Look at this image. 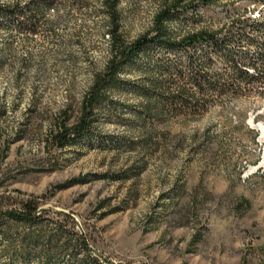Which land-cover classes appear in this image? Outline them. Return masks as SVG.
Returning <instances> with one entry per match:
<instances>
[{
    "label": "rangeland",
    "instance_id": "374dc122",
    "mask_svg": "<svg viewBox=\"0 0 264 264\" xmlns=\"http://www.w3.org/2000/svg\"><path fill=\"white\" fill-rule=\"evenodd\" d=\"M87 1L64 0L50 12L54 36L42 29L27 41L11 24L0 30V200L10 207L37 199L45 217L69 221L94 257L112 264H264V81L237 80L234 91H214L205 110L145 129L132 113L142 99L123 89L112 96L121 110L103 109L91 137L64 151L48 145L55 119L80 107L108 60L102 3ZM173 1L123 0L126 39L149 32ZM185 2L197 11L178 15L175 36L206 29L225 37L238 19L264 14L252 0ZM259 53V45H242L235 59ZM167 57L186 61L184 53ZM211 62L216 73L238 74L223 55ZM259 67L243 69L257 77ZM139 68L126 74L132 85L142 82ZM146 133L153 141L141 143Z\"/></svg>",
    "mask_w": 264,
    "mask_h": 264
},
{
    "label": "trees",
    "instance_id": "16d2710c",
    "mask_svg": "<svg viewBox=\"0 0 264 264\" xmlns=\"http://www.w3.org/2000/svg\"><path fill=\"white\" fill-rule=\"evenodd\" d=\"M63 1L15 0L13 3H0V30L9 31L11 24L14 32L24 35L27 41L42 29H48L54 36L56 19L49 14L57 12ZM73 1L89 5L87 0ZM252 1L256 7H264V0ZM100 2L110 43L108 60L102 69L95 71L92 85L80 107L76 111L68 109L55 119L48 136V145L54 149L64 151L91 137L98 114L103 109L108 108L112 113L121 110L122 105L116 103L112 96L123 89H130L142 99L132 113L145 129L148 122L164 123L169 117L195 115L205 110L214 91H219L220 96L234 91L237 80L249 85L264 81V75L251 76L243 69L264 68V43L255 44L251 37L260 35L264 38V14L257 22L238 19L228 29L232 34L225 37L222 36L224 31L206 29L175 36L170 25L177 22L181 12L190 9L196 12L197 7L194 2L174 0L157 13L149 32L128 41L122 32L123 0ZM243 28L249 29L250 33ZM242 45H259V58L244 57L237 61L235 49ZM180 53L186 55L184 63L167 57ZM213 55L225 56L226 63L238 72L237 76L226 77L216 73L212 69ZM136 67H140L142 82L132 85L125 77ZM146 134L141 136V143L153 141V136ZM80 182L75 181L59 189L64 190ZM41 206L37 199L10 207L0 200V264H112L94 257L88 236L70 230L69 221L48 219L40 210Z\"/></svg>",
    "mask_w": 264,
    "mask_h": 264
}]
</instances>
